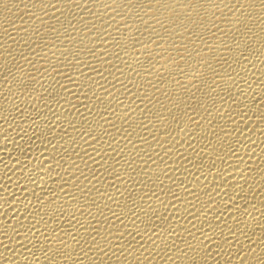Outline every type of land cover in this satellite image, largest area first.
Returning <instances> with one entry per match:
<instances>
[{
    "label": "bare ground",
    "instance_id": "obj_1",
    "mask_svg": "<svg viewBox=\"0 0 264 264\" xmlns=\"http://www.w3.org/2000/svg\"><path fill=\"white\" fill-rule=\"evenodd\" d=\"M26 1L0 0V264H264V0H107L65 35L87 0Z\"/></svg>",
    "mask_w": 264,
    "mask_h": 264
},
{
    "label": "rangeland",
    "instance_id": "obj_2",
    "mask_svg": "<svg viewBox=\"0 0 264 264\" xmlns=\"http://www.w3.org/2000/svg\"><path fill=\"white\" fill-rule=\"evenodd\" d=\"M7 1H8V0H6V3L9 2L8 6H9V5H15V4H16L17 7H18V4H19V5H22V2H21V1H23L24 3L27 2L26 0H21V1H20V0H17V1H15V2L12 1V2H13V4H12V2H10V0H9L8 2H7ZM19 1H20L21 4L19 3ZM93 1L95 2V0H93ZM93 1L91 2V0H87L86 2H87V4L89 3V4H88L89 6L86 4V6H84V8L81 9V10L78 9V6H76L77 9H75L76 7H75V8H72L73 10L75 9V10H77V11H75V10L73 11L72 9L69 10L70 13H68V14L66 15L67 17H63V18L61 19L62 21L60 20V22H61V27H62V33H61V34L65 35V34H67V33H70V31H74V30H73L74 27H80V25H81L80 23H81V22H79V21H80V18H81L80 15L83 13V12H81L82 10H83V11H84V10H85V11H88V12H85V11H84V12H85V13H83L84 15H81V16H83V17L86 16V13L95 16V14H93L94 10H97L98 7H99L98 11H99V10H102V9H104V6H107V5H108V4H107V0H104L105 3H103V6H99V3H98V4L96 5V7H95V5L93 6L94 8H96V9H94L92 6H90V5L96 4V2L94 3ZM96 1H97V0H96ZM115 1H118V2L121 1V2H123V1H125V0H115ZM132 1H133V0H132ZM125 2H126V1H125ZM24 3H23V4H24ZM43 3H45V2H43ZM90 3H93V4H90ZM47 4H48V3H47ZM16 5H15V6H12V7H16ZM44 5H45V4H44ZM100 5H101V4H100ZM134 5H135V4L132 3V5H131V11H133V12L135 13L136 9L138 10L139 6H137L138 4H136L135 6H134ZM12 7H11V8H12ZM17 7H16V9L18 10ZM132 7H133V8L135 7V8L133 9ZM86 8H89V9H86ZM90 8H91V9H90ZM101 8H102V9H101ZM78 10H79L80 12H79ZM90 10H91V13H90ZM92 10H93V11H92ZM72 11H73V12H72ZM1 12H2V11H1ZM1 12H0V13H1ZM71 12H72V14H71ZM74 12H76L77 15H76ZM78 12H79V13H78ZM99 12H101V11H99ZM99 12H97V14L100 15L101 13H99ZM102 12H103V10H102ZM94 13H96V11H95ZM6 14H7V13H6ZM69 14H70V16H69ZM104 15H105V14H104ZM73 16H74L75 18H74ZM76 16H77L78 18H77ZM70 17H72V18H70ZM67 18H69V19H67ZM81 19H83V18H81ZM66 20H67V22H69L68 20H71V21H70L69 23H67ZM78 20H79V21H78ZM63 21H64L65 24L63 23ZM72 21H73V22H72ZM57 22H58V21H57ZM60 22H59V23H60ZM53 23H55V22H53ZM59 23H56L55 25H58ZM62 23H63V24H62ZM70 23H71V24H70ZM76 23H77V25H76ZM82 23H83V22H82ZM78 24H79V26H78ZM62 25H63V26H62ZM67 25H68V26H67ZM71 25L73 26V28H71V27H72ZM65 26H66L67 28H66ZM81 26H82V25H81ZM50 27H52V26H50ZM64 27H65V28H64ZM43 28H44L45 30H44ZM43 28L41 27L40 30H39L38 28H36V29H35V33H37L36 31L38 30V34H39V35H38V34H36V35L40 36V34L42 35V33H43L44 31L48 32V30H50V28H45V27H43ZM82 28H83V26H82ZM63 29H64L65 31H64ZM71 29H72V30H71ZM107 29H109L108 31H107V30H106V31L109 32L108 35H110V30H111V28L109 27V28H107ZM136 29H137V28H136ZM42 30H43V31H42ZM67 30H68V31H67ZM39 31H40V33H39ZM202 31H203V30H202ZM66 32H67V33H66ZM64 33H65V34H64ZM232 64H233V63H232ZM234 64H235V67H234V66H233V67L235 68V72H237L236 69H238L239 67H238V66L236 67V62H234ZM7 67H8V66H7ZM7 67H3V69H4V68H7ZM11 69H12V68H11ZM239 69H240V68H239ZM239 69H238V70H239ZM10 71H11V70H10ZM8 72H9V71H8ZM8 72H7V74H10V76H12V75L14 76V74H13L12 72H11V73H10V72L8 73ZM4 77H5V76H4ZM4 77H3V79H4L5 81H7V82H6V85H7V86L11 87V86L13 85L12 88H14V89L16 88V89H17V90H16V93H18V94H15V95H14L15 98L19 95V93H20V95H21V93H25V92L27 91V89H28V86H30V87L32 86V85H30V83H29L28 81H27V82H26V81H20V82H19V81H17V82L14 81L16 84H18V85L16 86V84L14 85V82H10V81L6 80V79H7L6 77H5V78H4ZM14 80H15V79H14ZM22 82H24V85H23ZM10 83H12V84H10ZM20 83H21V84H20ZM25 84H26L27 86H26ZM10 85H11V86H10ZM21 85H23L24 87H21ZM9 87H8V88H9ZM24 88H26V89H24ZM20 89H22V90L19 92ZM17 91H18V92H17ZM16 95H17V96H16ZM20 95H19V96H20ZM8 96H9V95H7V93H4V97H3V98H4V101H5V99H6ZM15 98H14L13 103H14L15 101H17L18 99H21V96H20V98L17 97V98H16L17 100H15ZM12 105H13L12 107H10V105L8 106V108H10V110H11V108L14 109V105L16 106V102H15V104H12ZM17 105H18V104H17ZM8 108H7V110L5 111V108L3 107V109H4V113L7 112V111L9 110ZM11 111H13V110H11ZM10 113H11V112H9L8 114H10ZM25 113H26V112H25ZM8 114H7V115H8ZM26 115H27V116L30 115L29 117H35V116H37L36 114H30V113H26ZM26 115H25V116H26ZM27 116H26V117H27ZM7 118H8V120H10L12 117H10V119H9V117H7Z\"/></svg>",
    "mask_w": 264,
    "mask_h": 264
}]
</instances>
